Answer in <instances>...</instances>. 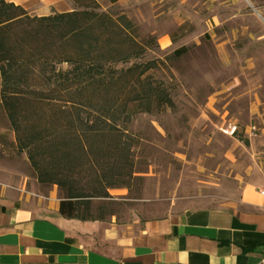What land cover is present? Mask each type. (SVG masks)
<instances>
[{"label":"rangeland","instance_id":"374dc122","mask_svg":"<svg viewBox=\"0 0 264 264\" xmlns=\"http://www.w3.org/2000/svg\"><path fill=\"white\" fill-rule=\"evenodd\" d=\"M97 2L138 26L134 37L146 53L137 62L157 63L149 74L176 105L134 118L138 178L93 200L94 213H112L97 222L138 229L188 210L236 204L243 187L264 179V0ZM110 35L74 65H62L61 79L49 87L70 85ZM182 48L186 53L176 56ZM52 191L64 199L58 186L37 181L0 109V198L28 193L36 202Z\"/></svg>","mask_w":264,"mask_h":264},{"label":"trees","instance_id":"16d2710c","mask_svg":"<svg viewBox=\"0 0 264 264\" xmlns=\"http://www.w3.org/2000/svg\"><path fill=\"white\" fill-rule=\"evenodd\" d=\"M72 1L74 12L38 17L0 0V109L37 181L64 194L61 216L104 222L112 213H94L93 200L138 178L134 118L176 105L149 74L157 63L137 62L146 53L134 37L138 26L123 13L101 11L97 0ZM106 34L103 52L84 73L70 85L49 87L61 79L62 65H74Z\"/></svg>","mask_w":264,"mask_h":264},{"label":"crops","instance_id":"0c3cea01","mask_svg":"<svg viewBox=\"0 0 264 264\" xmlns=\"http://www.w3.org/2000/svg\"><path fill=\"white\" fill-rule=\"evenodd\" d=\"M7 2L38 17L76 10L72 0ZM59 203L55 191L0 198V264H264V179L236 204L138 229L65 219Z\"/></svg>","mask_w":264,"mask_h":264}]
</instances>
